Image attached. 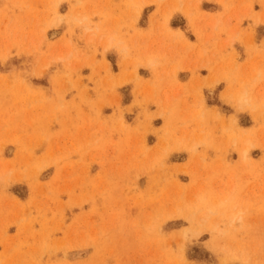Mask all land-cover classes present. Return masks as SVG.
Wrapping results in <instances>:
<instances>
[{"label":"rangeland","instance_id":"374dc122","mask_svg":"<svg viewBox=\"0 0 264 264\" xmlns=\"http://www.w3.org/2000/svg\"><path fill=\"white\" fill-rule=\"evenodd\" d=\"M0 264H264V0H0Z\"/></svg>","mask_w":264,"mask_h":264},{"label":"bare ground","instance_id":"6f19581e","mask_svg":"<svg viewBox=\"0 0 264 264\" xmlns=\"http://www.w3.org/2000/svg\"><path fill=\"white\" fill-rule=\"evenodd\" d=\"M249 157V147H245L241 155L242 160H246Z\"/></svg>","mask_w":264,"mask_h":264}]
</instances>
